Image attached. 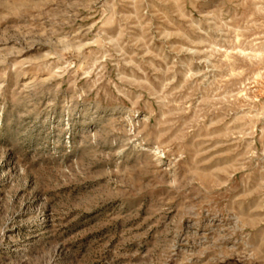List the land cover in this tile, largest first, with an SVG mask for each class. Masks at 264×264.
Masks as SVG:
<instances>
[{
  "label": "clouds",
  "instance_id": "clouds-1",
  "mask_svg": "<svg viewBox=\"0 0 264 264\" xmlns=\"http://www.w3.org/2000/svg\"><path fill=\"white\" fill-rule=\"evenodd\" d=\"M0 264H264V0H0Z\"/></svg>",
  "mask_w": 264,
  "mask_h": 264
},
{
  "label": "rangeland",
  "instance_id": "rangeland-1",
  "mask_svg": "<svg viewBox=\"0 0 264 264\" xmlns=\"http://www.w3.org/2000/svg\"><path fill=\"white\" fill-rule=\"evenodd\" d=\"M16 235L12 233H6L5 236L0 239V253H10L15 247L14 240Z\"/></svg>",
  "mask_w": 264,
  "mask_h": 264
}]
</instances>
